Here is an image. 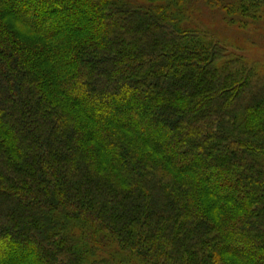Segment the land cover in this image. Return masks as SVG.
Instances as JSON below:
<instances>
[{
    "label": "trees",
    "instance_id": "1",
    "mask_svg": "<svg viewBox=\"0 0 264 264\" xmlns=\"http://www.w3.org/2000/svg\"><path fill=\"white\" fill-rule=\"evenodd\" d=\"M217 16L264 0H0V264H264V75Z\"/></svg>",
    "mask_w": 264,
    "mask_h": 264
},
{
    "label": "rangeland",
    "instance_id": "2",
    "mask_svg": "<svg viewBox=\"0 0 264 264\" xmlns=\"http://www.w3.org/2000/svg\"><path fill=\"white\" fill-rule=\"evenodd\" d=\"M211 19H214V17L206 18L205 20H207L208 24L213 22L212 26L214 27L219 26L216 31L228 45L229 50L233 53L244 55L250 66L264 75V18L261 22L250 24L245 28H225L223 23H219L222 22L220 16H217L215 20ZM9 22L21 35L27 37L28 41L39 42L40 37L33 35L19 21L9 19Z\"/></svg>",
    "mask_w": 264,
    "mask_h": 264
}]
</instances>
